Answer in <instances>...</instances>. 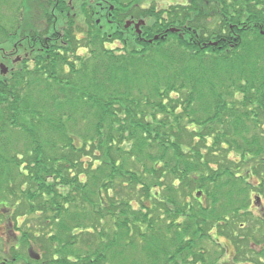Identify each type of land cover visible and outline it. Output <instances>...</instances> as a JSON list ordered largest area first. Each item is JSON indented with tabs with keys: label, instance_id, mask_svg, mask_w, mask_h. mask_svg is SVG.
<instances>
[{
	"label": "trees",
	"instance_id": "obj_1",
	"mask_svg": "<svg viewBox=\"0 0 264 264\" xmlns=\"http://www.w3.org/2000/svg\"><path fill=\"white\" fill-rule=\"evenodd\" d=\"M46 1L68 10L65 0ZM139 1H84L88 31L70 18L63 53L0 76V228L14 239L7 258L14 264L19 244L29 240L39 242L47 264H106L98 250L76 262L68 250L86 234L112 238L108 250L132 232L144 248L121 247L161 264L168 255L155 235L161 216L185 215L196 231L206 227L205 210L196 212L187 198H214L209 185L218 182L233 195H264V0H192L159 11L138 10ZM97 2L113 6L108 37L90 26ZM129 7L135 10L128 14ZM48 12L44 6L42 25L35 16L24 31L44 36ZM138 19L148 22L132 38L136 50L116 55L104 48L115 39L125 43L127 33L116 26ZM75 29L88 55L68 62L63 55L77 46ZM104 220L116 226L113 235L101 230ZM28 230L51 233L38 238ZM181 238L173 233L176 248Z\"/></svg>",
	"mask_w": 264,
	"mask_h": 264
},
{
	"label": "rangeland",
	"instance_id": "obj_2",
	"mask_svg": "<svg viewBox=\"0 0 264 264\" xmlns=\"http://www.w3.org/2000/svg\"><path fill=\"white\" fill-rule=\"evenodd\" d=\"M119 1L126 5L130 2V0ZM15 2L17 5L13 7ZM83 2L84 0H65V4L69 6L68 10L71 11V18L75 16V23L78 25L81 24L82 27L84 24L83 28L84 32H86L88 31V26H85L87 18L86 21H83V18L85 19V12L82 11L80 7V4ZM139 2L140 3L137 4L138 10L139 8L146 9L155 6L158 11L166 10L171 6L192 4V0H140ZM134 5L135 3L132 7ZM44 6H46V10L48 9V14L52 13V16L53 14L59 16L57 11H55L56 9L54 10L46 0H36V4L35 0H0V47L2 46L6 49L8 39L15 34L18 28H25V26H27V24L35 18V16L36 22L42 25V20L39 17V14L43 13ZM132 7H129L128 10H126L128 14L129 12H132V10H135V8L132 9ZM20 9H22L21 12L19 11ZM85 10L88 11V8L86 7ZM64 13H66V11H64ZM22 15L24 19L20 20V16ZM59 19L61 18L58 17V20ZM97 19L98 17L95 14L91 20L90 26L92 28L93 26L96 27L95 29L100 28L102 30V36L108 37L110 35L109 29H111V25H106L107 19H103L100 22L97 21ZM144 21L148 22V19H144ZM96 22H99L100 24H97ZM57 25L61 24L57 23ZM76 30L77 29H75L74 34L76 35V40H78L77 43L75 42V45L77 46L72 47V50L67 52L68 54L65 53L63 55V58H65L68 62H72L74 60L72 55H76L78 58L82 59H86L88 55L86 49H83V47L79 49L81 46H84L82 42L84 34L77 33ZM128 37L129 38L125 39V43H122L118 39L106 42L104 43V48L113 51L112 53L116 55H125L131 50H136L131 42L133 36L128 35ZM185 52L188 53L187 51ZM8 67L9 66H7V68ZM68 67L69 66L66 65L64 71H68ZM18 68L22 69L24 66L19 64L13 69V71ZM203 105L208 106V103L204 102ZM198 108H200V106H198ZM201 110L205 114H210L208 112H204L202 107ZM211 166L216 167V165ZM251 184V186L255 185L254 181H251ZM233 186L235 188L241 187L240 185L234 184ZM209 187L211 188L209 191H212V197L214 198L206 200L197 193L194 194L195 200L188 198L186 200L189 203L196 201V212L201 213L205 210V214H200L201 218L207 221L206 227L203 230L198 229V231H196L194 227L198 228V226L194 225V223H192V225H186L188 222L185 219V215L182 217L173 216L170 218H164L165 216H161L160 218L162 221L160 225H155V235L159 236L161 248L168 254L161 256V264H264V195L260 194V190L255 192L256 189H251L248 194L250 195V198H247L244 194L235 195V193L233 195V188L231 191V188L225 187L221 182L210 184ZM223 187H225V189ZM116 217L114 214L112 217L113 220H115ZM20 221L21 219L19 222ZM100 224L101 230L104 231L105 235H113V232L117 231L116 226L109 220L101 221ZM22 230L23 232H26V230ZM14 231L16 232V236H18L19 232L16 230ZM176 231L178 233H176ZM27 233H32L39 238L41 235H45V237H47L51 231L41 230V232H33L28 230ZM150 233L151 232H148V234ZM173 233L174 238H176V235L182 236V238L178 241L180 247L176 248V246L172 243L171 237H173ZM135 235L136 233L132 232L131 238L123 241L121 237H117V241L120 242V246L113 245L110 249L106 250L105 247L108 244L113 243L112 238L109 237L110 240H108V243L105 238H92L93 236L86 234L81 238L77 237L74 246L68 250V255H70L73 262H76L78 259H85V252L89 251V249H93L100 251V256L104 259L106 264H152V259H145V255L141 253L139 249L141 247L144 248L145 241L142 242V240ZM29 241L30 245L28 246L27 244H19L18 251L16 252L18 253L20 259L26 257V250L29 247L35 254L37 253L40 256H43L41 260H36L34 258L36 263H45V254L40 249L39 242L36 241V243H34L32 240ZM126 244L137 245V247H139L138 251H132L131 246H126L125 248L121 247ZM14 246L16 245L13 237L10 236L9 239L3 238L2 230L0 228V256L4 258L10 257L13 253L12 249ZM178 252L182 253L180 258H174L176 259L175 261H173L174 259H170ZM75 255H78V257L76 258ZM112 257L113 259L111 260ZM20 264L23 263L20 262Z\"/></svg>",
	"mask_w": 264,
	"mask_h": 264
},
{
	"label": "flooded vegetation",
	"instance_id": "obj_3",
	"mask_svg": "<svg viewBox=\"0 0 264 264\" xmlns=\"http://www.w3.org/2000/svg\"><path fill=\"white\" fill-rule=\"evenodd\" d=\"M84 1L87 2V0ZM96 4L99 8V10H95V14L98 17L97 21L100 22L103 19H108L107 24H110L112 26V22H114L115 20L110 19V17L113 15V11L110 10L109 5L105 2H97ZM55 11H57L59 16H56L55 14H53L52 16V13L50 14L52 22L49 26H46L47 24L45 23L46 29L44 36L32 38L31 33H29L30 31L25 32L23 29L16 31L15 34L8 39L6 49H4V47L2 46L0 47V65H4L6 67L9 66L8 70H11L15 67V61L20 58L21 60L18 61V63L16 62L17 65L20 64L25 67L28 65L34 66L36 63V68H39L40 66L38 64L41 61V58H44L45 62L50 63L51 55H57L58 57L60 53H63L64 49L66 48V43L64 40L68 29V20L71 18V11H66L65 9L63 10L61 8L59 9V7H56ZM64 11H66V13H64ZM58 17L61 19L58 20ZM72 18H75V16H73ZM99 22L96 23L98 24ZM57 23L61 25H57ZM123 25L124 22L121 27L119 24L116 26V30H118V33L120 32V35H122L123 33H127L128 35L133 36L132 38L135 39V37H137V33L134 30L133 25H131V27L129 28H125L123 27ZM140 32L142 33V31ZM22 34L24 36H22ZM144 41L146 40L143 39L142 42ZM0 76L2 77L3 75H1L0 73ZM7 76H9V74ZM26 257L20 259V261L16 264H20V262H22L23 264H38L35 261L36 254L29 247L26 250ZM41 259L42 257L40 256V260ZM54 260H57L56 257L54 258ZM0 264H14V260H12L11 258H2L0 256ZM43 264H47L46 261Z\"/></svg>",
	"mask_w": 264,
	"mask_h": 264
},
{
	"label": "water",
	"instance_id": "obj_4",
	"mask_svg": "<svg viewBox=\"0 0 264 264\" xmlns=\"http://www.w3.org/2000/svg\"><path fill=\"white\" fill-rule=\"evenodd\" d=\"M110 10H112V7L110 8ZM131 25H134V28H135V30H136V33H137L138 35H140L141 32H140L139 29H140L141 26H144L145 23H144V21H142V20H140V21H138V22H136V23H134L132 20H126V21H125V24H124V27H125V28H129ZM253 27H255V25H253ZM242 29L245 30L246 28L244 27V28H242ZM259 29L261 30V29H262V26H259ZM169 32L172 33V34H174V33H177L178 30H177V29H170ZM159 39L163 40L164 37H161V38H160L159 36H155V37L153 38L154 41H157V40H159ZM149 43H152V40H150ZM20 60H21V59L19 58V59H17V60L15 61V67H16L18 61H20ZM16 62H17V63H16ZM15 67H14V68H15ZM14 68H12L11 70H8V68H7L6 66H4V65H0V73H1V75L5 76V75L8 74L9 72H12ZM37 259H39V257H36V260H37Z\"/></svg>",
	"mask_w": 264,
	"mask_h": 264
}]
</instances>
